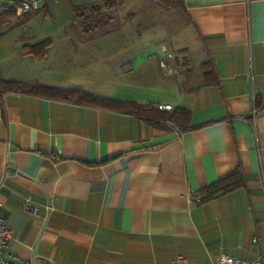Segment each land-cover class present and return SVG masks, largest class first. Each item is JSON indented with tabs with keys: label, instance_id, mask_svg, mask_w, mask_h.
Wrapping results in <instances>:
<instances>
[{
	"label": "crops",
	"instance_id": "obj_1",
	"mask_svg": "<svg viewBox=\"0 0 264 264\" xmlns=\"http://www.w3.org/2000/svg\"><path fill=\"white\" fill-rule=\"evenodd\" d=\"M179 6L196 41L180 48L188 64L179 73L163 69L159 55L112 60L104 84L92 77L87 86L21 69L0 52V213L14 233L7 260L214 264L223 252L246 259L264 252V0ZM3 80L170 103L189 115L174 125L152 114L8 89ZM119 85L127 89L115 93ZM237 167L244 185L195 199ZM27 196L36 213L24 209Z\"/></svg>",
	"mask_w": 264,
	"mask_h": 264
},
{
	"label": "rangeland",
	"instance_id": "obj_2",
	"mask_svg": "<svg viewBox=\"0 0 264 264\" xmlns=\"http://www.w3.org/2000/svg\"><path fill=\"white\" fill-rule=\"evenodd\" d=\"M111 1L47 0L39 9L21 17L13 12H2L0 52L17 58L21 69L29 66L44 77L58 73L57 76L65 75L72 84L91 86L92 77L100 85L104 84L105 78L110 76L107 73L112 70L109 68L114 63L110 62L112 60L119 62L130 58L138 61L143 56H160L162 43L180 51L196 42L179 3ZM94 5L100 7L102 21L97 25L80 22L83 17L80 14L91 12ZM44 39L50 40L51 46L43 59L36 61L21 51L25 43L34 44ZM23 55L26 58H22ZM95 64L99 67L95 71L98 77L91 71ZM118 77L122 79V76ZM131 77L136 81L139 75L134 73ZM126 89L119 85L115 93Z\"/></svg>",
	"mask_w": 264,
	"mask_h": 264
},
{
	"label": "trees",
	"instance_id": "obj_3",
	"mask_svg": "<svg viewBox=\"0 0 264 264\" xmlns=\"http://www.w3.org/2000/svg\"><path fill=\"white\" fill-rule=\"evenodd\" d=\"M114 1L115 0H112L111 2ZM161 1L165 3H169V2H172L174 4L179 3V0H161ZM9 11L15 13L13 10H9ZM100 11L101 10L99 6L97 5L92 6L91 12L89 10L86 15L84 12L80 14V16L81 15L83 16L80 22L88 23V24L95 23L94 25H97V23H100L103 18V15L101 14ZM17 16L21 17L23 15H17ZM85 28H90V26L85 25ZM50 46H51L50 40L44 39L34 44L24 45L22 50L26 55H30L33 58L40 60L47 55ZM2 83L8 89H20L26 92H33L51 98H61L79 103L85 102L109 109L130 111V112L142 113V114L146 113L148 115L152 114V116H154L155 118L156 117H159L161 119L170 118L176 123L179 115L186 117V119L188 118L189 115V111L184 107H178L176 109V112L170 110L167 114L162 112V110L156 108L153 102L142 103L136 100L119 99L110 96H103L78 87H62V86L50 85L40 82L26 83L17 80H3ZM244 180L245 179L242 169L237 167L226 178L220 179L214 182L213 184L209 185L208 187L204 188L201 191L203 194L202 201L220 196L231 190H234L244 185L245 183Z\"/></svg>",
	"mask_w": 264,
	"mask_h": 264
},
{
	"label": "built area",
	"instance_id": "obj_4",
	"mask_svg": "<svg viewBox=\"0 0 264 264\" xmlns=\"http://www.w3.org/2000/svg\"><path fill=\"white\" fill-rule=\"evenodd\" d=\"M47 0H0V11L1 10H13L16 15H24L33 10L39 9ZM161 57L160 65L163 69H165L168 73H179L181 68H184L186 64H188V58L185 51H176L169 44L162 43L161 45ZM154 106L160 110H173L174 106L170 103H153ZM256 111L254 108L250 115L253 117V121L251 123L255 133H257V125H256ZM166 121L175 125V122L170 118H166ZM14 168L15 172L18 171L17 168ZM196 200H202L203 194L198 193L195 196ZM24 209L28 212L36 213L37 206L33 203L32 197L27 196L24 201ZM48 211L51 212L53 210L52 203H48L46 205ZM14 241V233L13 229L9 226L6 217L0 213V264H36V257H31L22 262H14L7 260L5 257V253L7 249L11 246ZM179 259H182L179 256ZM264 263V252H259L257 257L254 259H246L242 257H237L229 253H221L214 264H263Z\"/></svg>",
	"mask_w": 264,
	"mask_h": 264
}]
</instances>
